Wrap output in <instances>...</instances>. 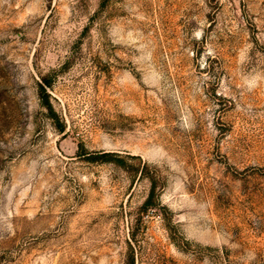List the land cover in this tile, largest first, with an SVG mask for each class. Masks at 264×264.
Wrapping results in <instances>:
<instances>
[{
    "label": "rangeland",
    "instance_id": "1",
    "mask_svg": "<svg viewBox=\"0 0 264 264\" xmlns=\"http://www.w3.org/2000/svg\"><path fill=\"white\" fill-rule=\"evenodd\" d=\"M0 264H264V0H0Z\"/></svg>",
    "mask_w": 264,
    "mask_h": 264
},
{
    "label": "trees",
    "instance_id": "2",
    "mask_svg": "<svg viewBox=\"0 0 264 264\" xmlns=\"http://www.w3.org/2000/svg\"><path fill=\"white\" fill-rule=\"evenodd\" d=\"M50 86H52L51 83L48 82L46 78H44L43 82L40 84V93H41V96L43 98V104L45 105V107H47V109H49L51 115L55 116L54 109H53V107H52V105L50 103L49 94L47 93V88H46V87H50ZM88 158H89V160L94 162V161L99 160L101 157L95 155V156H90ZM102 158H104L105 160H111V159H106V158H109V155L104 156ZM117 162L121 163L123 161L118 159ZM149 180H150V183H151V191H150L149 197H148V199H147V201L145 203V207L146 208H150V207L155 206L157 201H158V199H159L158 193H157L158 185H157L156 177H149Z\"/></svg>",
    "mask_w": 264,
    "mask_h": 264
}]
</instances>
